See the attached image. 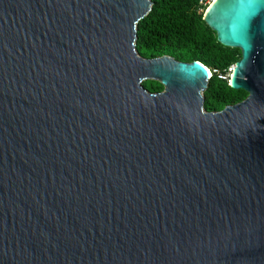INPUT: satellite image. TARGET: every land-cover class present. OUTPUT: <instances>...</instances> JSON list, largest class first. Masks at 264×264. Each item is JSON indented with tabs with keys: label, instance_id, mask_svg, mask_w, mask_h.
<instances>
[{
	"label": "water",
	"instance_id": "1",
	"mask_svg": "<svg viewBox=\"0 0 264 264\" xmlns=\"http://www.w3.org/2000/svg\"><path fill=\"white\" fill-rule=\"evenodd\" d=\"M151 6L0 0V264H264V0L203 12L247 92L217 111L137 53Z\"/></svg>",
	"mask_w": 264,
	"mask_h": 264
},
{
	"label": "trees",
	"instance_id": "2",
	"mask_svg": "<svg viewBox=\"0 0 264 264\" xmlns=\"http://www.w3.org/2000/svg\"><path fill=\"white\" fill-rule=\"evenodd\" d=\"M150 12L137 25L135 49L143 57L170 55L177 60H197L210 70L225 74L240 57L238 48L227 47L217 40L216 33L198 12V0H151ZM143 86L150 92L163 89L155 80H145ZM247 92L234 89L228 81L212 73L203 92V107L217 111L225 105L244 99Z\"/></svg>",
	"mask_w": 264,
	"mask_h": 264
},
{
	"label": "built area",
	"instance_id": "3",
	"mask_svg": "<svg viewBox=\"0 0 264 264\" xmlns=\"http://www.w3.org/2000/svg\"><path fill=\"white\" fill-rule=\"evenodd\" d=\"M212 1L213 0H198V12L203 13L207 9V7L212 3ZM231 69H232V65L228 68V71L225 74H221L218 72V70L213 69V70H210V76L212 73H218V76L220 78L228 81Z\"/></svg>",
	"mask_w": 264,
	"mask_h": 264
}]
</instances>
